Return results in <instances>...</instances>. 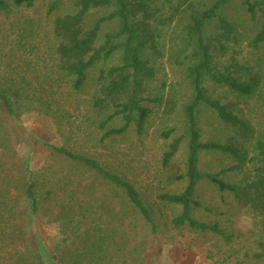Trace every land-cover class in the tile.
<instances>
[{
    "label": "rangeland",
    "instance_id": "374dc122",
    "mask_svg": "<svg viewBox=\"0 0 264 264\" xmlns=\"http://www.w3.org/2000/svg\"><path fill=\"white\" fill-rule=\"evenodd\" d=\"M179 1L155 0L152 3L157 10V22L153 27L158 35L159 56L144 54L154 71V77L145 83V97L149 101L143 105L150 110V115L144 133L138 135L135 128H131L127 134L103 142L100 141L99 123L105 115L99 116L92 103L100 86V72L117 66L120 53L92 68L84 87L77 92L71 87L72 78L58 67L53 54L56 43L52 34L54 20L74 14L78 0H59L57 10L51 14H48V8L52 0H37L31 9L18 8L0 13V85L7 81L23 87L27 98L22 114L35 113V123L29 132L22 126L21 116L8 117L0 109V264H14L18 255L34 250L37 245L62 248L64 236L59 242H53L44 228L53 222L65 197L68 199L69 193L78 191L75 182L82 171L53 154L48 145L94 158L126 176L150 208L161 210V218L157 216L156 220V236L151 235L139 220L129 234L132 239L127 244L113 236L119 245L110 247L107 253L114 256L116 264H264V260L256 261L251 257L260 252L258 244H264L258 218L254 217L251 228H238L240 208L231 195L203 181L194 196L200 207L192 210L196 221L217 224L225 235L231 236L229 244L209 232L172 228L170 220L180 214L181 208L161 205L156 198L160 193H180L185 187V181H170V171L163 169L161 162L170 141L185 134L184 112L193 97L186 74L193 61L184 42L188 12L183 5L175 11ZM217 1L190 0L189 3L197 10H204ZM110 11L105 7L90 10L84 17L83 30H89L98 18ZM220 15L231 23L234 33L226 63L233 57L258 75L260 84L251 97L238 98L227 88L206 79V93L222 104H231V110L251 126L255 140L264 142V43L254 44L261 21L259 18L252 20L240 0L227 3L221 8ZM116 28L115 22L102 25L95 47L101 46L104 35ZM213 30L214 26L208 27L209 32ZM156 98H163V103L152 102ZM167 100L173 103L171 113V105L165 109ZM196 117L202 142L224 143L235 136L234 130L224 126L204 105L198 108ZM120 125L119 119L110 123L113 128ZM169 130L174 132L169 140H164L162 134ZM23 149L27 151L23 152ZM252 149L253 146L249 150ZM186 158L187 140L184 138L172 161L181 174L185 173ZM230 165V160L223 155L201 154L199 170L215 173ZM251 168L249 164L248 169ZM29 173L33 174L39 201L36 214H30L24 199ZM239 178L227 173L222 176L227 182ZM80 183L81 190L84 181ZM113 208L117 215L120 212L117 202ZM93 212L97 211L94 209ZM105 218L103 216L104 221ZM124 230L122 227L123 233ZM133 249L136 250L134 258L125 259Z\"/></svg>",
    "mask_w": 264,
    "mask_h": 264
},
{
    "label": "trees",
    "instance_id": "16d2710c",
    "mask_svg": "<svg viewBox=\"0 0 264 264\" xmlns=\"http://www.w3.org/2000/svg\"><path fill=\"white\" fill-rule=\"evenodd\" d=\"M36 1L0 0V13L18 8L31 9ZM154 1L78 0L74 14L54 20L52 34L56 43L53 54L58 67L72 78L71 87L74 91H80L84 87L88 72L99 62L120 53L117 66L107 72H100V86L93 98V109L99 116L105 115L99 123L101 142L123 136L131 128H135L138 135H142L146 129L150 110L143 105L149 101L145 97V83L154 77V71L144 59V54L159 56L158 35L153 27V23L157 22V10L152 7ZM230 1L232 0H218L204 10L195 9L189 3L190 0H180L176 6L175 11L183 5L188 12L184 42L193 61L186 69L193 97L184 112L185 134L170 141L162 153L161 162L163 169L170 171V181H185V187L177 194L160 193L156 196L161 205L181 208L180 214L170 220L172 228L186 227L209 232L221 237L226 244L232 238L225 235L217 224L201 223L192 217L193 208L200 207L194 196L197 186L203 181L215 186L218 191L231 195L238 208L248 206L253 216L258 218V226L264 233V142L255 140L251 126L231 110V104H222L212 99L204 87L207 79L227 88L238 98H248L254 95L260 84V77L233 57L226 63L230 45L234 42V33L231 23L220 15V10ZM240 2L252 20L259 18L261 21L260 30L254 39V44L258 46L264 43V0ZM58 3L59 0H52L48 14L57 10ZM104 7L111 11L84 31L85 15L90 10ZM110 22L117 24L116 30L106 33L102 45L96 48L95 43L102 25ZM209 26H214L213 32L208 31ZM26 98L23 87L11 85L7 81L0 85V109L6 116L19 118ZM152 102L162 104L163 98L153 99ZM170 105L171 113L173 103L167 100L165 109ZM201 105L213 111L224 126L234 130L235 136L224 143L202 142L196 117ZM115 119L121 122L118 128L110 126ZM173 132H164L162 138L169 140ZM184 138L187 140V158L185 173L181 174L172 161ZM251 146L253 149L250 151ZM47 148L82 171L75 182L78 191L69 193L68 199L65 197L53 220L62 226V248L37 245L34 250L23 251L18 255L14 264H116L114 256L107 253L110 247L119 245L114 241V235L127 244L132 239L129 234L138 220L151 235L158 234L156 220L157 216L161 218V210L150 208L126 176L109 169L94 158L67 148L49 145ZM209 153L223 155L230 160L231 165L215 173L201 172L200 156ZM249 164L252 165L251 169H248ZM226 173L240 178L233 182L224 181L222 176ZM28 176L24 199L30 214H36L39 206L36 185L33 174L29 173ZM67 180L72 182L71 178ZM81 181L84 184L80 190ZM115 202L120 207L117 215L113 208ZM94 209L97 212H93ZM103 216L106 217L105 221ZM122 227L125 229L124 233L121 231ZM135 249L124 258H134ZM258 249L260 252L253 253L252 259L264 260V244H258Z\"/></svg>",
    "mask_w": 264,
    "mask_h": 264
},
{
    "label": "clouds",
    "instance_id": "9594fccd",
    "mask_svg": "<svg viewBox=\"0 0 264 264\" xmlns=\"http://www.w3.org/2000/svg\"><path fill=\"white\" fill-rule=\"evenodd\" d=\"M22 126L26 131H31L35 123V113H24L20 117ZM27 149H23L26 152ZM254 223L253 213L248 206L240 209L238 228H251ZM44 231L49 239L53 242H59L63 238L62 226L59 222H51L45 225ZM198 258H196L197 260Z\"/></svg>",
    "mask_w": 264,
    "mask_h": 264
}]
</instances>
